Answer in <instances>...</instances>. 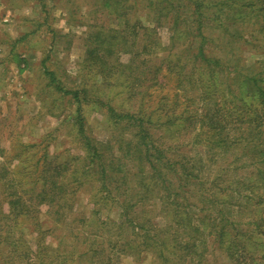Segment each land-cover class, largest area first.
<instances>
[{
    "label": "rangeland",
    "instance_id": "374dc122",
    "mask_svg": "<svg viewBox=\"0 0 264 264\" xmlns=\"http://www.w3.org/2000/svg\"><path fill=\"white\" fill-rule=\"evenodd\" d=\"M216 1L195 12L188 0H0V143L7 166L21 170L18 158L29 156L26 176L49 162L64 182L61 202L42 203L39 226L23 220L10 236L31 264H107L109 257L114 264L264 263V10L261 0H240L245 8ZM129 21L139 23L126 32L129 49L116 45L111 59L150 60L160 88L151 80L131 88L118 71L96 82L98 69L87 58L88 44L97 41L91 35L102 40ZM183 40L192 48L189 58L202 46L201 64L221 60L210 84L197 79L195 63L183 69L170 60ZM75 90L81 103L68 93ZM3 174L1 168L0 201L13 178ZM96 232L105 235L95 242ZM190 234L200 235L195 253H174L173 238L191 240ZM157 236L171 242L160 246ZM94 242L105 254L91 255ZM15 246L0 243V264Z\"/></svg>",
    "mask_w": 264,
    "mask_h": 264
},
{
    "label": "trees",
    "instance_id": "16d2710c",
    "mask_svg": "<svg viewBox=\"0 0 264 264\" xmlns=\"http://www.w3.org/2000/svg\"><path fill=\"white\" fill-rule=\"evenodd\" d=\"M188 1H190V3L192 2L195 12H198V9L202 6L203 3H205V0H188ZM230 1L231 0H217L216 3L219 5H225L226 3L230 4ZM236 2L240 4L241 8H245L247 6V4L240 2V0H237ZM261 2H262V5L260 7V10L263 11L264 2L262 0ZM262 22H263L262 25L264 27V19L262 20ZM177 23H180V21L177 20ZM138 25L139 23L137 21L133 23L129 21L125 29L111 28L109 29L108 33L106 34L103 33L102 40L100 38V35H101L100 33H95L91 35L92 37L94 36L93 38H96L97 41L95 42L93 40L92 42L88 44L87 58L88 59L90 58V60L92 61L93 67L98 69L96 73L98 76L96 78V82L98 81L99 82H103V81L109 82L110 81L109 77H111L110 75H114L115 73H117L116 71H118L119 74H124L125 76L127 75L129 76L127 80L129 78L131 79V82H130L131 88H135L142 81H149V80L155 83L154 85L156 86V88H160L164 85V82L159 78L157 74L151 75V76L149 75L150 70L147 69V67L149 66L150 68V65L147 61H150V60H145L141 58L139 59L133 58V59H130L128 62H123V61L111 59L110 55H113L115 53L116 45L119 46L121 44L125 46L126 49H129L127 48L129 47L127 46L129 44V39L127 37L128 35L126 34V32L129 29H134V27ZM174 28L175 27L173 26V29ZM118 36H121L122 39L119 40L118 42L113 41V39L115 40L116 37ZM172 38L173 40L171 41V49L174 50L176 48L175 41L177 39V34L173 33ZM183 41L184 43L181 44V46H178V51L175 54V59L171 58L170 60L175 62V64L182 67L183 69L187 68L188 64L195 63L197 66V70H199V76L197 77V79L201 82L202 78H207L205 81V84H210L211 81L215 80L214 77L216 76V73H218L216 66L219 64V62H221V60L219 62L212 63L211 59H208L206 60L208 63L205 62V65H203L201 64L202 62L201 56L203 57L205 54L203 47L202 46L198 47L197 51L193 52V56L189 58L188 55H190L189 53L191 52L192 48L191 46H189V43H187L186 40H183ZM130 45H133V44H130ZM162 62L156 64L155 67L157 69L161 68ZM155 71L157 70L151 69L152 74ZM46 72L50 75L51 80L56 81V75L54 72L48 70L47 68H46ZM186 75L191 77L188 71H186ZM196 82H191V80L189 81V83L192 86H194V88H190V89L197 90L199 88V86L196 85ZM239 86L242 87V86H245V84L241 83L239 84ZM80 92H81L80 90L68 91V93L73 94L75 100L78 103H81L83 101V98H82L83 96H82V93ZM83 92H85L84 96H86L87 93H89V90L85 89L83 90ZM259 97L264 102V90L263 89H261ZM108 107L111 112L114 111V109L111 106H108ZM128 117L132 118V115H128ZM144 137H146V135H144ZM128 143L131 144L132 142L129 141ZM35 144L21 142L20 145L22 147H26L30 149L32 146L39 145V144H36V145ZM137 150L142 152L141 148ZM94 151L96 153H99V150L95 147H94ZM7 152L8 151L5 148H3V146L0 143V158H4V164H5L2 167H0V169L1 168L4 169V174L2 175V177L7 178L10 176V174H13V178L10 182V186H6L7 184H5L4 186L3 198L0 201V243L8 244V242H12L13 244L16 245L14 249V253L12 252V253L6 254L7 264H31L32 259L30 258V256L27 255V253L23 254L20 252L21 245H17L18 240L16 239V241H13L12 237L10 236L11 234L13 236L14 234L20 232L21 231L20 228L24 226V223L25 224L32 223L33 229L35 230L36 229L35 227L39 226L38 214L41 210L42 203L52 204V202H55V201L61 202L62 199L64 198L63 196L58 198V194L60 193V191H64V182L63 181L60 182L57 179L58 174H55L52 172V169H53L51 166L52 164L49 162H47L44 165V169L40 170L37 176H34L32 172H30V174L26 176V174H24V170L27 168V166H25L24 163L29 162V165L32 164L31 163L32 159L29 158V156H26L25 159L18 158L19 168L21 170L17 171V170L10 169L7 166V161H8ZM26 177H28L29 179L33 177L35 178L28 181L26 180ZM28 183L33 184V187L28 188L27 186H25ZM65 186H66V183H65ZM5 204H7L9 207L7 211L4 209ZM23 220H26V221L22 223ZM107 222L108 221L105 220L102 223L107 224ZM255 225L257 228L259 227V224L257 222ZM97 229L102 230V227L98 226ZM158 230L165 232L166 229L163 228V229H158ZM196 232H200V230H196ZM104 235H105L104 233L99 234L96 232L95 235L92 237V240L96 242V240L102 239ZM199 236L200 235H191V240H185V241L179 240L174 237L173 246L176 249L173 250V252L176 253L178 250H181L182 253L193 255L198 245L197 242H195L194 240H196ZM147 238H149V236L147 235L144 236L145 243L148 242L146 241ZM95 242H94V245L89 247L91 251V255L96 257L97 256L96 254H99V253L105 254V250L107 248L102 250L99 248V245H95ZM169 242H171V239L168 236L158 237L157 244L160 246H164L165 243H169ZM137 247L138 246H136V248ZM165 251L166 250L164 248V250H160L157 253L160 256H164V254H166ZM242 251L246 252V254L251 253L249 250H247V246H244L242 248ZM181 252L179 254L182 255L180 257L183 258L184 254H182ZM26 257L28 259L26 260V263H24V258ZM79 258L80 257L74 260H79ZM100 258L101 259H99L100 261L98 263L103 262L102 260L103 256H100ZM183 260L185 259L183 258ZM34 261L35 262L33 264H40L38 259H35ZM107 264H114L111 257L108 258ZM259 264H264V263H259Z\"/></svg>",
    "mask_w": 264,
    "mask_h": 264
}]
</instances>
